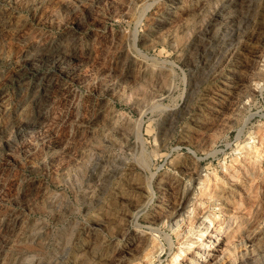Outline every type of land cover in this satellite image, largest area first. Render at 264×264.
I'll use <instances>...</instances> for the list:
<instances>
[{"label":"rangeland","instance_id":"obj_1","mask_svg":"<svg viewBox=\"0 0 264 264\" xmlns=\"http://www.w3.org/2000/svg\"><path fill=\"white\" fill-rule=\"evenodd\" d=\"M0 264H264V0H0Z\"/></svg>","mask_w":264,"mask_h":264},{"label":"bare ground","instance_id":"obj_2","mask_svg":"<svg viewBox=\"0 0 264 264\" xmlns=\"http://www.w3.org/2000/svg\"><path fill=\"white\" fill-rule=\"evenodd\" d=\"M251 234H253V233H251ZM248 237V236H247ZM249 237H251V236H249ZM142 239V238H141ZM247 239V238H246ZM260 240V239H259ZM250 242H252V241H250ZM259 242V241H258ZM251 245V244H250ZM138 246V245H137ZM217 250V249H216Z\"/></svg>","mask_w":264,"mask_h":264}]
</instances>
